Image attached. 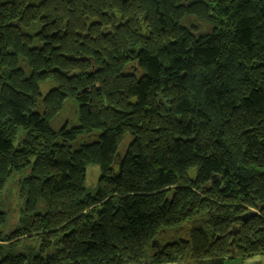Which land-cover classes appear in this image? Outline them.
Returning <instances> with one entry per match:
<instances>
[{
  "label": "trees",
  "instance_id": "1",
  "mask_svg": "<svg viewBox=\"0 0 264 264\" xmlns=\"http://www.w3.org/2000/svg\"><path fill=\"white\" fill-rule=\"evenodd\" d=\"M14 175L0 264L264 255V0H0V196Z\"/></svg>",
  "mask_w": 264,
  "mask_h": 264
},
{
  "label": "rangeland",
  "instance_id": "2",
  "mask_svg": "<svg viewBox=\"0 0 264 264\" xmlns=\"http://www.w3.org/2000/svg\"><path fill=\"white\" fill-rule=\"evenodd\" d=\"M40 92L42 95L46 94L48 90L52 87L47 85H40ZM130 138H125V141L120 149V156L125 151L126 145L129 143ZM99 167L97 165H89L86 169L85 174V188L94 193L97 188L98 178H99ZM195 171H189V176L194 178ZM17 179L18 175H14L10 178L5 186V189L0 196V208L6 213L5 223L1 228V233L3 235H9L18 225V218H19V210L21 208V202L18 199L17 193ZM259 262H255L256 264H264V255L258 256ZM227 264H250L248 262H241L238 259H233Z\"/></svg>",
  "mask_w": 264,
  "mask_h": 264
},
{
  "label": "crops",
  "instance_id": "3",
  "mask_svg": "<svg viewBox=\"0 0 264 264\" xmlns=\"http://www.w3.org/2000/svg\"><path fill=\"white\" fill-rule=\"evenodd\" d=\"M258 259V256L257 257H253V258H250V259H248L246 262H248V263H250V264H256V263H254L253 261H255V262H259V260H257ZM239 260V259H238ZM230 262V261H229ZM180 264V263H179Z\"/></svg>",
  "mask_w": 264,
  "mask_h": 264
},
{
  "label": "flooded vegetation",
  "instance_id": "4",
  "mask_svg": "<svg viewBox=\"0 0 264 264\" xmlns=\"http://www.w3.org/2000/svg\"><path fill=\"white\" fill-rule=\"evenodd\" d=\"M107 29L111 30L110 28L107 27ZM138 75H139V72H138Z\"/></svg>",
  "mask_w": 264,
  "mask_h": 264
},
{
  "label": "water",
  "instance_id": "5",
  "mask_svg": "<svg viewBox=\"0 0 264 264\" xmlns=\"http://www.w3.org/2000/svg\"><path fill=\"white\" fill-rule=\"evenodd\" d=\"M193 28H195V26H192Z\"/></svg>",
  "mask_w": 264,
  "mask_h": 264
}]
</instances>
